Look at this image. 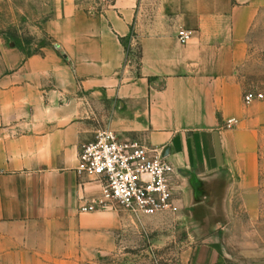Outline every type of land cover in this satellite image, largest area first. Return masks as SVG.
<instances>
[{"label": "crops", "instance_id": "0c3cea01", "mask_svg": "<svg viewBox=\"0 0 264 264\" xmlns=\"http://www.w3.org/2000/svg\"><path fill=\"white\" fill-rule=\"evenodd\" d=\"M56 3L38 52L0 35V264H125L136 218L81 212L102 187L79 153L105 131L173 165L181 264H264V99L247 103L243 79L264 0Z\"/></svg>", "mask_w": 264, "mask_h": 264}, {"label": "rangeland", "instance_id": "374dc122", "mask_svg": "<svg viewBox=\"0 0 264 264\" xmlns=\"http://www.w3.org/2000/svg\"><path fill=\"white\" fill-rule=\"evenodd\" d=\"M115 0H76L87 11L98 12L110 6ZM55 0H0V35H5L12 44L38 52L48 37L44 24L55 13ZM249 61L243 79L249 92L264 95V17L251 27L248 39ZM139 49L131 56L139 64ZM136 55V56H135ZM138 55V56H137ZM260 191L264 214V134L260 144ZM126 215L124 210L115 209ZM135 218V217H134ZM136 224L128 226L126 244L120 247L119 257L125 264H181L183 250L188 236L184 225L172 214L135 219Z\"/></svg>", "mask_w": 264, "mask_h": 264}, {"label": "built area", "instance_id": "2783aa9c", "mask_svg": "<svg viewBox=\"0 0 264 264\" xmlns=\"http://www.w3.org/2000/svg\"><path fill=\"white\" fill-rule=\"evenodd\" d=\"M194 34L192 30L181 29L178 39L187 44ZM255 99L263 100L264 95L256 92L245 95L247 103ZM237 125L234 119L227 122L228 128ZM77 173L102 187V196L87 200L82 213L118 208L141 219L178 210L172 181L174 167L161 150L122 140L114 132H102L82 146Z\"/></svg>", "mask_w": 264, "mask_h": 264}, {"label": "trees", "instance_id": "16d2710c", "mask_svg": "<svg viewBox=\"0 0 264 264\" xmlns=\"http://www.w3.org/2000/svg\"><path fill=\"white\" fill-rule=\"evenodd\" d=\"M125 45H126V48H127V52H128V55L131 57L133 56V52L131 50V48L129 47V43L127 41H125ZM136 56V55H135ZM138 56V55H137ZM140 61L141 59V53L139 52V56L137 57Z\"/></svg>", "mask_w": 264, "mask_h": 264}]
</instances>
